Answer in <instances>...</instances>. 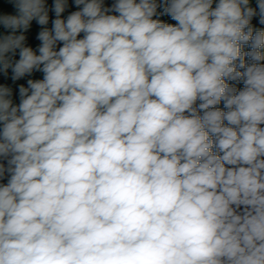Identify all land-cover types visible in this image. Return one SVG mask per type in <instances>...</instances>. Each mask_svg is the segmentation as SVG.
Segmentation results:
<instances>
[{"label": "clouds", "instance_id": "obj_1", "mask_svg": "<svg viewBox=\"0 0 264 264\" xmlns=\"http://www.w3.org/2000/svg\"><path fill=\"white\" fill-rule=\"evenodd\" d=\"M0 264H264V0H0Z\"/></svg>", "mask_w": 264, "mask_h": 264}, {"label": "rangeland", "instance_id": "obj_2", "mask_svg": "<svg viewBox=\"0 0 264 264\" xmlns=\"http://www.w3.org/2000/svg\"><path fill=\"white\" fill-rule=\"evenodd\" d=\"M49 2H51V0H49ZM10 10V9H9ZM38 31V28L35 24H33V28H32V31H31V36L34 37L35 33ZM33 44L37 43L36 41H34V39L31 41Z\"/></svg>", "mask_w": 264, "mask_h": 264}]
</instances>
